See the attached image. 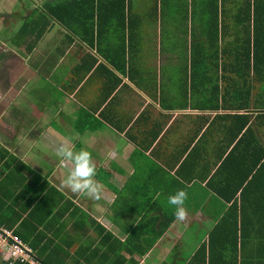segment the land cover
Returning <instances> with one entry per match:
<instances>
[{"label":"crops","instance_id":"0c3cea01","mask_svg":"<svg viewBox=\"0 0 264 264\" xmlns=\"http://www.w3.org/2000/svg\"><path fill=\"white\" fill-rule=\"evenodd\" d=\"M29 1L24 5L23 0H0L4 7L0 10V17L11 19L17 14L21 21L18 32L17 28H11L14 35L9 42L0 36V145L33 171L37 169L36 174L24 172L29 178L41 175L43 179L37 180L42 181L43 187L50 185L63 194L64 201H59L56 194L52 196L57 200L59 210L58 224L51 235H58L62 242L67 240L63 229L70 232L74 222L77 224L79 221L70 218L73 208L66 202L71 201L82 209L78 201L86 197L74 193L68 196L61 186L62 180L59 179L62 173H68L71 166L64 167L61 158L58 163L56 157L49 163L50 167L45 164L39 167L30 158L32 151L39 150L36 143L47 140L48 136V141L42 142L52 148L50 153L55 156L58 147L68 140H73L74 147L78 140H90L97 168L96 180L103 185V191L101 199H90L88 209L82 210L133 249L131 252L124 246L119 249L120 257L114 256L117 263L192 264L196 252L204 243H209L210 233L225 215L226 206L222 207V204L226 202L213 187L222 188L226 181L229 185L243 173L238 159H234L229 167L224 163L233 148L229 145L236 131L234 118L242 112L232 109L214 111L212 102L219 103L212 100L211 93L212 88L218 85L222 105L221 93L227 94L228 87L236 83L238 74L231 79V67L227 72L222 63L219 71H208L207 65L211 62L206 58L210 53L204 51L205 45L202 46L203 51L194 52L193 30L209 28L210 20L202 19V25H195L194 19L169 17L162 0H156L154 16L147 14L142 6L143 0H133L132 4L129 0H90L88 42L78 31H68L57 23L49 25L47 32L36 40L32 30L36 25L39 29L43 27L44 23H38L43 16V6L49 0ZM224 4L227 11L233 9L231 13H234L220 20V26L223 24L225 28V41L237 42L236 28L242 26L241 0L238 8H229L228 2ZM150 24L154 29L161 28L160 32L155 31V40L163 39L161 36L167 39L165 44L163 40L158 41L152 50L151 63L147 65L143 60L145 38L141 29ZM162 27L166 28L164 34ZM178 28L183 30L177 31ZM238 32L241 35V31ZM171 33L184 39L183 42L178 40L177 44L176 38H170ZM199 33L202 38L209 35L205 30ZM32 45L33 49H30ZM232 104L230 100L225 102L226 106ZM250 113L251 122L258 125L260 119L256 117L259 113ZM43 123H46L45 129L38 131ZM85 132L90 134V138H83ZM262 132L264 144V130ZM23 148L25 150L21 154ZM48 190L49 187L45 189V199ZM178 190L187 192L185 205L194 204V207L186 208L187 219L183 222L175 220L141 256L140 253L148 248L147 241L162 232V222L154 225L148 222L149 226L143 227L135 241L126 242L134 232V229L127 228V224L132 221L135 226L137 220V216L130 212L131 205L146 204L148 197V205L154 204L149 207L154 217L162 216L158 206H162L164 212L165 205L174 215L175 207L168 203V197ZM118 202L125 206L121 207L122 215L117 217L121 221L120 226L115 224L113 216V206ZM66 205L67 210L64 208ZM140 205L137 207L138 218H147L148 206L140 209ZM254 216L258 218L256 214ZM207 221L209 224L204 225ZM197 222L199 231L192 240L190 229ZM9 230L14 232V229ZM87 230L74 228V234L80 241L76 240L69 248L65 245V249L73 253L74 262L80 264L86 258V261L98 264L97 258L89 257L90 252L98 247V237L93 233V236L83 239L85 234L82 233ZM241 234L240 231L237 264H242L246 256L241 252ZM44 235L32 232L31 240L38 247H46L49 241ZM40 239L41 243L38 242ZM81 244H84L85 251L81 252L84 254L79 262L78 253H74L78 252ZM86 247L89 248L86 250ZM0 261H6L1 252Z\"/></svg>","mask_w":264,"mask_h":264},{"label":"trees","instance_id":"16d2710c","mask_svg":"<svg viewBox=\"0 0 264 264\" xmlns=\"http://www.w3.org/2000/svg\"><path fill=\"white\" fill-rule=\"evenodd\" d=\"M129 1L131 4L133 3V0ZM143 1L147 3V0ZM239 1L211 0L209 10L211 25L208 35V39L211 41L205 42L210 43V47H205L204 51L210 53V56L206 58L207 62H211L207 65L208 71H219V67H223L222 64H224L227 72L231 67V79L235 74H238V78L235 79L236 83L234 86L228 87L227 94L221 93L222 105L219 102L218 85L212 88L211 93H213L212 100L219 103L212 102L214 111L232 109L235 112H242L234 118L236 131L233 141L229 145V148L231 145L233 148L223 162L226 167H229L233 165L234 159H238L243 173L229 185L226 181L225 184H222V188L213 187V190L218 191L220 198L226 202L222 204V207L226 206L225 215L218 220L217 225L210 233L209 243H204L196 252L192 264H237L240 231L242 233L241 252L246 254L242 264H264V144L261 139V133L264 130V0H241L243 6L242 26L236 28V35L230 31L232 35L236 36L237 42L232 40L231 43H227L225 28L223 24L220 26V20H223V17L228 18L234 13H231L233 9L227 11L224 3L228 2L229 8H238ZM89 6L90 0H49L43 6V16L38 23H44L43 27L39 29V26L36 25V28L32 30L36 40H39L47 32L49 25L57 23L68 31H78L83 35V40L88 42ZM168 8L176 9L172 4H169ZM238 31H241V35ZM33 46L29 48L33 49ZM201 51H203V47L201 43H197V49L194 52ZM221 59L222 61H220ZM197 77L199 76L197 75ZM229 100L233 104L226 106L225 102ZM252 109L253 111H251ZM250 112L259 113L256 117L257 120L260 119L258 125L251 122ZM24 172L32 173L33 170L0 145V226L14 229V233L35 250L39 264H79L74 262L73 253L65 249V245L69 248L76 240L80 241L79 236L74 234V228L75 230L88 228L82 233L85 234L83 239L97 234L98 247L90 252L89 257L97 258L98 264H118V259L114 258L120 257L122 253L118 250L123 246L130 250L129 252L133 250L108 231L101 222L90 217L86 211L76 207L71 201L66 202L73 208L69 214L70 218H76L79 222L77 224L74 222V227L70 232L63 229L67 238L64 242L59 240L58 235H51L52 229H56L58 224L57 213L59 210L57 200L52 196L54 197L53 194L58 195L56 197L59 201H64V196L50 185L43 187L42 181H40L43 179L41 175L29 178ZM212 184L210 185L212 186ZM48 187L45 199L43 196ZM224 187H226L225 190ZM49 198H52L50 199L51 203H48ZM120 204L118 202L116 206H113V216L117 226L121 224L117 217L123 213L122 208L117 206ZM139 205L133 204L130 207V212L137 216V220L135 226L132 221L127 224V228L134 229V232L126 242L135 241L140 236L143 227L149 226V223L154 225L162 222V232L147 241L148 248L140 253L141 256H144L169 229L175 221V217L170 214L169 211L172 210L168 208V205H165L164 212L163 207L158 206L162 211V216L154 217L149 208L154 204L148 205L147 197L146 204H141L140 209L143 206L144 208L148 206L146 212L147 218L150 219L146 217L139 219V209H137ZM64 208L67 210L68 206L66 205ZM240 222H242L241 228ZM17 224H19L18 227H16ZM90 231H93L92 234ZM32 232L45 234L44 237L48 239L49 244L46 247H38L31 240ZM65 237L62 240H65ZM38 242L41 243V239ZM83 245H79L78 252L74 253H78L79 262L80 259H83L84 254L81 252L85 251ZM87 248L89 247H86V250ZM82 261L83 263L80 262V264H93L86 261V258ZM120 263L124 264L123 261ZM0 264H9V261H0Z\"/></svg>","mask_w":264,"mask_h":264},{"label":"rangeland","instance_id":"374dc122","mask_svg":"<svg viewBox=\"0 0 264 264\" xmlns=\"http://www.w3.org/2000/svg\"><path fill=\"white\" fill-rule=\"evenodd\" d=\"M23 1H24V3H22V4H24V5L26 3H28V2H30L29 0H23ZM169 4H172L176 9H173V10L169 9L168 8ZM210 4H211V0H162L163 9H167L168 10L167 16L174 17L177 20L194 19L195 20V25H198V24L202 25L203 24L201 22L202 19L205 20V21L206 20H210V16H209ZM10 5H11V7H13L14 3L11 1ZM142 6L147 11V14H151L152 13V16H154V8L156 7V0H147V3L144 2V4ZM157 6L159 7L160 5L158 4ZM149 8H151V11H150ZM2 9H4V7L2 5H0V10H2ZM15 9H20V7H15ZM4 12H7V11L5 10ZM13 14H16V12H13ZM0 16H1V14H0ZM198 19L200 20L199 23L197 22ZM16 20H17V22H16ZM204 24L206 25L207 23L204 22ZM20 25H21V21L18 20L17 14H16L15 17L11 16V19H9L7 17H4V18L0 17V31L5 30L3 33H0V36H2V39H4V40L9 42L10 39H11V36L14 35V32L12 31L11 28L12 27L17 28V32H18L19 28H20ZM209 29H210V27L206 28V29H203L202 27H200V28H195L193 30L194 31V40H193L194 50L197 49V43H201L202 46L205 45L206 48L210 47V43H205V42L206 41H211V40H209L208 37L202 38V35H199L200 34L199 32H202L203 30L208 32ZM6 30H8V31L6 32ZM141 30H142V33H143V38H145V40H144L145 43L143 44L144 51H145L144 52V56H143V60L148 65V63H151V59H152V56H153L152 50L155 47V45L158 43V41H161V40H163V43L165 44L167 38L164 37V36H161L163 39H161L159 37L157 40H155V37H154L155 31L156 32H160L161 28L159 27L158 29H154L151 26V24L148 25L146 28L141 29ZM176 30L177 31H181L183 29L178 28ZM162 31H163V34H164L166 32V28L162 27ZM170 38L171 39H175L176 38L177 44H179L178 40H180L181 42H183V40H184V39H181V38H179L177 36L175 37V35L173 33H171ZM147 70H150V68H147ZM199 77H201V76H199ZM0 93H1V91H0ZM34 95H36V94H34ZM47 118H50V117H47ZM77 125H78V123H77ZM3 127H5V126H3ZM45 127H46V123L41 124V126L38 127V131H40L42 128L45 129ZM82 136H83L84 139L90 138V134H88V132H85ZM46 139L47 140H43V139L42 140L43 141H48L49 136ZM42 140H41V143H38L39 141L36 143V145L39 146L40 149L37 150V151L33 150L32 151L33 153L30 156V158H32V161H35V165H37L39 167L42 164H45L46 166L50 167L49 163L54 162V159L56 157H58V155L55 156V155L51 154L50 152H52V148H50L47 145L46 142H42ZM68 143L70 144L69 146L72 147L76 151H79L81 149H86V150L91 152L90 140H78L76 147H74V145H73V140H68ZM78 147H80V148H78ZM24 150H25V148L21 149L20 153L23 154ZM57 159H58V163H59L60 157H58ZM26 163H28V162H26ZM61 164H62V162H61ZM61 164L59 166L60 168H62ZM33 165L34 164H31V166H33ZM64 165H65L64 167H66V168L70 167V165H68L66 163H64ZM36 170L37 169H35L33 171L34 174L38 173ZM67 174L68 173H62V178L59 179V181L63 180L66 177ZM64 190H65V192H66V194L68 196L72 195L71 194L72 192L69 189L65 188ZM203 195H205V194H203ZM89 200L90 199H88V198H83L81 201H78V205L82 209L87 210L88 209L87 205L90 202ZM102 202L103 201L101 200L100 203H102ZM196 203H197V201H195V204ZM97 206L102 207V205L99 204V203H97ZM117 206L125 207L122 204L117 205ZM192 206L194 207V204H192ZM192 206L185 205V208L192 209ZM211 209L209 211L210 215H212V213H213V212H211ZM122 218L125 219V215H123ZM207 224H209L208 221L204 222V225H207ZM198 228H199L198 222L191 226L192 230L190 229L189 235H191V239L192 240L194 239L195 236H197L196 233H198V231H199ZM2 229H5V228H0V230H2ZM0 245L3 246V248H0V252L3 253V257L5 259H7L8 258V249H9V247L7 248L6 243L4 241L3 242L0 241ZM188 246H189V248H192V245L190 243H188Z\"/></svg>","mask_w":264,"mask_h":264},{"label":"clouds","instance_id":"9594fccd","mask_svg":"<svg viewBox=\"0 0 264 264\" xmlns=\"http://www.w3.org/2000/svg\"><path fill=\"white\" fill-rule=\"evenodd\" d=\"M57 155L61 158L62 163L71 166L61 182L62 188H67L72 193L89 199H101L103 185L96 180L97 168L91 152L86 149L76 151L66 142L58 147ZM187 196L185 190H178L168 197V203L175 207L174 217L177 221L183 222L187 219L188 213L184 206ZM6 261L8 260L6 259Z\"/></svg>","mask_w":264,"mask_h":264},{"label":"built area","instance_id":"2783aa9c","mask_svg":"<svg viewBox=\"0 0 264 264\" xmlns=\"http://www.w3.org/2000/svg\"><path fill=\"white\" fill-rule=\"evenodd\" d=\"M0 241H4L7 248L9 247L7 258L9 264H39L32 247L26 244L13 231L9 229L0 230Z\"/></svg>","mask_w":264,"mask_h":264}]
</instances>
